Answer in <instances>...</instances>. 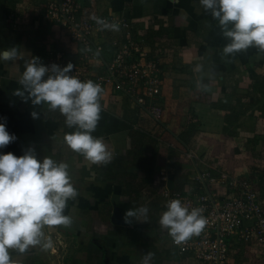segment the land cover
<instances>
[{
    "label": "crops",
    "instance_id": "1",
    "mask_svg": "<svg viewBox=\"0 0 264 264\" xmlns=\"http://www.w3.org/2000/svg\"><path fill=\"white\" fill-rule=\"evenodd\" d=\"M45 1L0 0V50L17 47L19 53L15 61H0V122L17 137L2 151L19 157L32 148L38 158L67 163L78 192L65 209L72 224L46 226L45 235L71 238L76 247L64 264H142L149 252L150 264H198L158 244L166 231L159 223L161 192L166 186L186 190L210 168L247 180L264 205V52L250 47L225 56L229 41L199 0H76L78 18L96 23L95 16L118 25V30L102 27L93 37L94 47L103 49L90 63L97 67L95 81L105 75L99 60L109 63L121 49L115 44L128 37L167 74L161 105L155 101L164 109L161 122L116 86H103L92 135L103 138L112 160L93 164L64 142L74 129L58 110L14 95L22 90L18 80L25 65L33 56L43 63L48 47L65 51L74 67H82L83 47L44 20ZM32 111L39 118L33 119ZM190 150L201 161L188 160ZM141 207L148 209L147 219L126 223V211ZM116 214L121 224L113 222ZM259 250L232 245L231 264H264ZM9 253L13 264H58L40 245Z\"/></svg>",
    "mask_w": 264,
    "mask_h": 264
},
{
    "label": "clouds",
    "instance_id": "2",
    "mask_svg": "<svg viewBox=\"0 0 264 264\" xmlns=\"http://www.w3.org/2000/svg\"><path fill=\"white\" fill-rule=\"evenodd\" d=\"M203 9L218 21L223 37L229 42L223 54L229 56L257 47L264 52V0H199ZM103 28L118 30V25L91 17ZM18 48L0 50V61H15ZM74 65H45L32 57L25 65L14 95L31 100L33 105L47 104L65 117L68 128L64 136L70 150L82 154L93 164H107L112 153L102 137H94L100 120L102 87L92 80L81 81L72 75ZM25 93L27 96L25 97ZM33 119L39 118L35 111ZM17 137L0 122V264H13L9 249L25 252L30 246L51 248L53 241L45 235L46 226H69L72 218L65 214L67 202L78 192L71 182L68 164L50 157L38 158L35 150L27 149L17 157L2 150ZM148 209L128 210L125 222L141 217L147 219ZM159 223L168 230L177 245L205 228L207 220L200 208L189 209L179 199L171 200ZM152 253H146L142 264H150Z\"/></svg>",
    "mask_w": 264,
    "mask_h": 264
},
{
    "label": "built area",
    "instance_id": "3",
    "mask_svg": "<svg viewBox=\"0 0 264 264\" xmlns=\"http://www.w3.org/2000/svg\"><path fill=\"white\" fill-rule=\"evenodd\" d=\"M60 2L62 3L59 8L57 3L51 5L48 17L53 16L57 22L69 27V31L75 35L72 37L73 41L78 42L84 49L80 61H89L87 65L80 67L82 69L74 67L72 75L77 76L81 81L92 80L102 88L103 86H116L127 97H132L134 104L154 120H161L163 110L155 102L162 95L160 63L148 59L145 53H140L128 37L127 43L118 42L115 44L121 49L114 52L109 63L103 62L104 64H102L99 60V65L102 66L101 69L105 75L95 81L90 63L92 60L100 59L98 55L103 49L101 45L94 47L93 37L102 26L87 21L88 19L77 20L80 8L76 0ZM102 19L109 23L108 19ZM48 52H50L48 55L50 59L44 60L45 65L55 63L63 67L70 62L69 56L61 51L50 50ZM187 157L192 161L195 160L189 155ZM160 174L161 178L165 180V175ZM201 175L203 176L200 182H206L209 179L211 183L206 182V184L210 189L213 187L216 194L211 195L209 190L197 185L196 189L190 186L185 190L183 194L188 197L178 196L177 198L189 209L200 208L207 224L200 234L193 235L185 242L179 245L174 241L171 242L175 246L173 249L182 256L195 257L194 260L198 264H211L212 262L209 261H213L215 264L228 262L231 260V246L236 244L255 246L264 252V205L261 203L258 193L252 189L251 184L245 179H236L237 177L233 174L219 170L212 172L207 170ZM162 192L167 201L174 200L171 197V193L174 194V191L167 186ZM64 239L58 235L52 239V247L48 248L58 264H64L74 249V244L72 245L70 242L72 245L70 248L68 245L66 246L65 237ZM208 249H214L211 256L206 255Z\"/></svg>",
    "mask_w": 264,
    "mask_h": 264
},
{
    "label": "rangeland",
    "instance_id": "4",
    "mask_svg": "<svg viewBox=\"0 0 264 264\" xmlns=\"http://www.w3.org/2000/svg\"><path fill=\"white\" fill-rule=\"evenodd\" d=\"M60 1H62V0H46L45 1V3H46V5H47V7H46V5H45V13L43 14V18H44V20H46V21H48V22H50V23H52L54 26H57L58 28H60L61 29V31H62V33L63 34H65L67 37H68V39H69V41L73 44V45H76V44H78V42H76V41H73V38L72 37H74L75 35L71 32V31H69V27L68 26H65L64 24H61V23H59V22H57L56 20V18L55 17H48L49 16V13H50V11H51V5L52 4H55V3H57L58 4V8L60 7V4L62 3V2H60ZM42 13V12H41ZM37 14H38V12H37ZM36 14V15H37ZM77 20H84V18L82 19V18H77ZM100 44H102V43H100ZM57 50V51H61V52H63V54H67L65 51H63V50H58V49H53V47H48V49H47V52L49 51V50ZM76 51V50H75ZM50 54V52H48V55ZM48 55H46L45 56V58L44 59H47V60H49L50 59V56H48ZM94 59V58H93ZM92 62H93V60H92ZM89 63V61H87V60H84V61H81L80 62V65H87ZM98 63V62H97ZM92 65V64H91ZM93 66V65H92ZM80 68V67H79ZM97 67H95V68H93L92 69V75H93V77H96V75H95V73L97 72V69H96ZM98 68L99 69H101L100 68V65L98 64ZM80 69H82V68H80ZM102 70V69H101ZM161 75V77H160V83H161V88H162V90L165 88V86H166V84H167V80H166V78L164 77V76H167V74L166 75H164L163 74V72H162V74H160ZM166 83V84H165ZM162 96V95H161ZM129 98L132 100L133 98L132 97H130L129 96ZM161 98V97H160ZM158 99V100H156V102H158L159 104L161 103V99ZM133 101V100H132ZM133 103H134V101H133ZM157 103V104H158ZM161 105V104H160ZM161 107V106H160ZM162 108V107H161ZM163 110V112H164V109H162ZM162 121V119L160 120H157V122H161ZM187 155H189V157H191V158H193V159H195V160H197L198 158H199V156L196 154V152L194 151V150H190V151H188L187 153H186ZM198 157V158H197ZM197 158V159H196ZM187 159L188 160H190L191 161V159L190 158H188L187 157ZM199 161H201V159L199 158L198 160H197V162H199ZM207 170H209V171H211L212 172V170L209 168V169H206V170H201V172H200V174H198L195 178H193V182L194 183H192V188L193 189H196V186L197 185H200V186H203L205 189H207V190H209V192H210V194L211 195H214V194H216L215 193V189L212 187L211 189H210V187H209V185H207L206 184V182H210L211 183V181L208 179L206 182H202V184H201V182H200V180L202 179V176L203 175H201L203 172H205V171H207ZM229 173H231V172H229ZM237 175V174H236ZM236 177V176H235ZM166 178V177H165ZM238 178H240L239 176L236 178V179H238ZM247 181V180H246ZM190 187V186H189ZM188 187V188H189ZM252 187V186H251ZM250 187V188H251ZM216 188V187H215ZM252 189L254 190V188L252 187ZM255 192H256V190H255ZM163 193V192H162ZM162 193H161V196H162V198L164 199V202H163V205H162V207H163V209L161 210V215L163 214V212L164 211H166L167 210V205H168V203H169V201H167V199L162 195ZM181 193V194H180ZM183 193H185V190H183V191H175L174 192V194H172L171 193V197H172V199H176L178 196H180V197H182V198H186V197H188L187 195H185V194H183ZM178 199V198H177ZM57 235V236H56ZM58 235H59V233H57V234H47L46 236H48V237H50L51 239H55L56 237H58ZM61 235V237H62V239H64V235L63 234H60ZM66 238V240H67V243H66V246L68 245V247H70L71 248V246L73 245V243H72V245L70 244V241H72L71 240V238H69V237H65ZM65 240V239H64ZM171 242H173V238L169 235V233H168V230L167 231H164V233H161L160 234V240H159V245H160V247H165V246H169L170 248H172L173 249V247H175ZM240 245H242V244H240ZM74 247H76V246H74ZM47 250H48V253L52 256V258H53V260L55 261V262H57L56 261V259H55V257L51 254V252L49 251V249L47 248ZM202 252H203V250H201ZM214 251V249H208V252H207V254L206 255H208V256H211V252H213ZM260 251V255H262V251L261 250H259ZM263 254H264V252H263ZM179 255H181V254H179ZM193 255V254H192ZM199 255H201L200 253H199ZM194 256V255H193ZM193 258V257H192ZM195 258V257H194ZM193 258V259H194ZM196 259V258H195ZM209 262H212L211 264H215L213 261H209ZM203 264V263H202ZM224 264H231V261L229 260L228 262H225Z\"/></svg>",
    "mask_w": 264,
    "mask_h": 264
},
{
    "label": "water",
    "instance_id": "5",
    "mask_svg": "<svg viewBox=\"0 0 264 264\" xmlns=\"http://www.w3.org/2000/svg\"><path fill=\"white\" fill-rule=\"evenodd\" d=\"M113 222H114L115 224H121V223H122V220L120 219V217H119L118 214H116V215L114 216V218H113Z\"/></svg>",
    "mask_w": 264,
    "mask_h": 264
}]
</instances>
